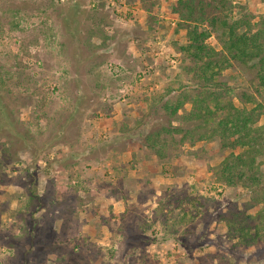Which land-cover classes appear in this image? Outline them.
<instances>
[{"label":"rangeland","instance_id":"374dc122","mask_svg":"<svg viewBox=\"0 0 264 264\" xmlns=\"http://www.w3.org/2000/svg\"><path fill=\"white\" fill-rule=\"evenodd\" d=\"M193 25L219 53L230 27L264 47V0H0V100L18 135L0 128V264H264V181L223 183L231 152L189 120L220 91L264 127V62H233L205 88L184 50ZM83 85L88 110L66 123ZM167 104L182 106L169 117ZM162 117L184 133L163 135L159 156L135 134ZM30 175L49 187L43 210ZM231 212L260 230L255 247L233 238Z\"/></svg>","mask_w":264,"mask_h":264},{"label":"trees","instance_id":"16d2710c","mask_svg":"<svg viewBox=\"0 0 264 264\" xmlns=\"http://www.w3.org/2000/svg\"><path fill=\"white\" fill-rule=\"evenodd\" d=\"M190 18L193 16V8L188 7L187 11ZM184 15L183 17H185ZM192 22V20H189ZM194 23V22H193ZM212 26L216 25V21H212ZM194 24H198L195 22ZM223 26H226L223 23ZM188 45L185 51L190 58L195 62L197 67V77L203 81L204 87H211L218 76L225 70L230 68L233 62L241 65H248L256 60L262 64L264 62V47L260 42V33L252 37L237 32L236 27H230L227 33L226 41H224L222 52H217L206 45L207 39L210 37V32L200 29L198 25H193L187 33ZM88 63H86L87 65ZM90 65L88 64V67ZM92 66V62H91ZM87 67V68H88ZM262 84L264 86V76H262ZM84 91L77 99V103L72 114L67 118V122L75 121L81 112L83 114L88 110V94H85L88 89L83 85ZM1 99V97H0ZM1 101V100H0ZM0 112V119L3 123L0 128L8 130L16 128L13 124L12 113L9 107L3 102ZM182 104L177 107L164 105L166 114L171 117L175 116ZM225 112L222 119L216 121L219 114ZM255 110L250 111L247 108H238L233 103H224V94L222 92H207L198 95L193 100V110L189 115L190 121L200 122L203 126V133H199L200 140L219 137L231 154L223 161L220 168L221 181L228 186H238L242 184L246 187L260 186L264 181V162L260 159L264 157V127H260L255 119ZM166 118V117H165ZM164 117L156 120V122L146 123L145 130L142 133L135 134L139 137L144 145H147L155 151L157 155H162L164 152V144L162 136L184 133V130L178 127H173L168 119ZM214 120V125L210 131L206 130L209 123ZM206 128V129H205ZM67 130V124L61 126L59 132L51 141V145L57 142H62L63 134ZM157 130V131H156ZM11 138L18 137L17 133L11 132ZM189 136V135H188ZM187 136V137H188ZM20 142H24V138H19ZM56 142V143H55ZM114 143V141L112 142ZM28 143L24 142L26 150L32 149ZM110 146H113V144ZM36 153V151H35ZM57 161V166L66 164L67 159L77 158V155H71ZM33 174V173H32ZM33 188L30 191V197L35 203H39V210L46 208L47 194L49 187L44 195L38 193V177L30 175ZM34 178V179H33ZM34 180V181H33ZM33 182H35L33 184ZM231 216L227 217V226L233 238L238 240V244L247 247H255L260 242V230L249 226L245 217L231 212ZM187 214L184 212L179 215L176 224L184 221Z\"/></svg>","mask_w":264,"mask_h":264}]
</instances>
